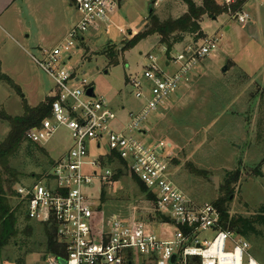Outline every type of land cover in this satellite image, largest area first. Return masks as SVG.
<instances>
[{
	"label": "rangeland",
	"instance_id": "rangeland-1",
	"mask_svg": "<svg viewBox=\"0 0 264 264\" xmlns=\"http://www.w3.org/2000/svg\"><path fill=\"white\" fill-rule=\"evenodd\" d=\"M152 1L120 0L121 9L113 25L105 32L100 27L87 35L66 62L69 71L79 79L78 84L94 87L96 98L105 101L117 114V127L127 124L130 111L138 113L145 106V101L135 97L136 91L129 82L131 78L142 79L145 69L152 65L150 56L157 58L156 64L166 73L173 74L179 65L164 68L165 63L195 44V37L187 36L182 44L166 52L158 37L152 36L120 55L119 64L111 66L107 54L120 52L123 40L143 31ZM194 1L198 5L203 3V0ZM220 2L227 6L228 13L217 20L206 18L201 24L206 36L217 35L220 39L218 49L200 59V64L189 74L190 80L140 127H146V142L167 149L172 181L191 200L215 206L220 198H228L231 217L251 218L264 215L261 212L264 178L255 175L258 168L264 173V0L239 1L238 9L232 7L238 0L231 4ZM154 11L166 20L183 16L187 6L181 0H157ZM239 13H248L250 22L239 23ZM66 19L72 27L80 20V15L72 8ZM60 30L41 28L31 21L23 28L20 25L0 27V144L11 131L6 117L22 116L25 102L34 108L56 94L54 80L33 57L41 58L36 40L42 42V48H53L66 37ZM25 34L30 38H24ZM225 67L228 70L223 73ZM135 134L139 136L138 132ZM72 146L69 131L62 128L41 147L55 161ZM39 152L35 150V157L30 158L26 148L22 149L13 162L21 174L14 186L16 193L20 186L29 187L50 179L53 167ZM110 166L113 176L119 170L122 175L114 176L107 184L96 183L88 191L98 213L100 229H107L116 217L136 218L152 227L163 222V214L156 210L154 201L148 200L147 193L142 192L129 170L119 162ZM236 173L238 179H230L229 175L235 177ZM230 180L233 181L231 195L227 196L224 189ZM11 205L13 209L23 207L17 226L19 231L30 224L35 227L31 242H41V229L36 225L40 222L26 218L24 201L16 194L11 197ZM257 229L261 234L249 241L253 255L264 264V227L257 226ZM213 238L209 233L202 236V240ZM24 239L21 233L16 242L4 250L0 264H19L20 258L25 260L24 264L46 263L43 249H33V253L26 254V247L21 244Z\"/></svg>",
	"mask_w": 264,
	"mask_h": 264
},
{
	"label": "built area",
	"instance_id": "built-area-1",
	"mask_svg": "<svg viewBox=\"0 0 264 264\" xmlns=\"http://www.w3.org/2000/svg\"><path fill=\"white\" fill-rule=\"evenodd\" d=\"M119 1L73 0L80 15L78 23L55 47L41 50L40 59L33 57L54 80L57 92L50 116L41 127L27 133V140L43 146L64 128L73 141V146L55 160L50 179L17 188L18 198L26 204V218L30 222L54 221L65 245V257L49 256L45 264H61L60 260L66 264H263L253 255L249 240L224 228L222 214L214 205L196 203L175 185L167 149L146 142V127H140L190 80L199 60L218 49L217 35L196 41L166 61L164 68L179 65L173 74L166 73L156 64L157 58L150 56L152 65L142 79L131 78L129 82L145 106L138 113L130 111L124 127H117L118 116L105 101L87 96L92 86L79 85V79L67 68L72 51L87 35L100 27L105 32L113 25L121 9ZM250 19L248 13L238 14L241 24ZM112 154L126 162L167 220L152 227L136 218L116 217L107 229H100L88 191L96 183L103 185L113 179L112 168L104 165ZM208 233L213 240H202Z\"/></svg>",
	"mask_w": 264,
	"mask_h": 264
},
{
	"label": "trees",
	"instance_id": "trees-1",
	"mask_svg": "<svg viewBox=\"0 0 264 264\" xmlns=\"http://www.w3.org/2000/svg\"><path fill=\"white\" fill-rule=\"evenodd\" d=\"M181 1L187 6V12L178 18L170 17L162 20L155 11L152 13L149 11V16L144 23L143 31L129 40H123L120 52L107 54L110 59V65L117 66L120 55L152 36H157L159 44L164 46L167 51H171L175 46L182 44L187 36L195 37V42L199 41L206 36L201 25L204 19L210 18L217 20L221 15L228 13L227 6L221 3L220 0H203L202 5H198L194 0ZM239 1L242 2L243 0H238L237 4H233V9H238L240 6ZM55 100L56 98L54 97H48L34 108L25 102L24 114L22 116L6 117L11 131L6 140L0 144V257L7 247L13 244V242H16L21 233L25 236L21 244L26 247V254L33 253V249H43L45 258L49 256L65 257L66 255L65 245L58 236L57 225L54 221L36 223L37 227L41 229L43 240L37 243L34 241L31 242L35 236V227L29 224L24 231H19L17 226L19 223V215H23V211H21L23 207L19 205L16 209H13L11 205V197H16L17 194L14 186L19 182L21 175L18 172V168L13 165V162L18 158L22 149L24 150L26 148V155L30 158H34V151L38 150L40 151L39 153L49 159L50 167H53L55 164V161L51 159L44 148L27 140V133L35 127H41L43 121L50 116L51 107ZM25 144H27L26 147H23ZM107 159L104 162V165L107 167L111 168L110 164L119 162L128 169L126 162L120 160L116 154L109 155ZM117 175H122V171L119 170ZM117 175L114 176L117 178ZM255 175L258 178H264L262 168H258ZM229 176L232 180L238 179L237 173L235 177L234 175ZM133 177L142 187V192L147 193L148 200L154 201V197L147 191L141 181L135 175ZM232 180L229 181V186L224 189V192H227V196L230 194ZM215 207L222 214L224 228L235 231L247 240H250L252 237L258 238L261 234L257 226L264 227V215H256L251 218L231 217L228 198H220L215 203ZM261 212L264 213V207L261 209ZM162 218L166 219L165 217ZM17 263L24 264L25 260L20 258Z\"/></svg>",
	"mask_w": 264,
	"mask_h": 264
},
{
	"label": "crops",
	"instance_id": "crops-1",
	"mask_svg": "<svg viewBox=\"0 0 264 264\" xmlns=\"http://www.w3.org/2000/svg\"><path fill=\"white\" fill-rule=\"evenodd\" d=\"M72 8H75L73 0H0V27L13 28L20 25L23 28L31 21L41 28L47 26L56 32L61 29L67 36L71 28L78 23L70 27L66 19ZM24 38L29 39L30 35L25 34ZM36 43L39 52L46 49L42 48V42L39 40H36Z\"/></svg>",
	"mask_w": 264,
	"mask_h": 264
},
{
	"label": "water",
	"instance_id": "water-1",
	"mask_svg": "<svg viewBox=\"0 0 264 264\" xmlns=\"http://www.w3.org/2000/svg\"><path fill=\"white\" fill-rule=\"evenodd\" d=\"M156 2H157V0H153V1H152V5L156 4ZM152 5H151L150 10H149L150 13H152V11H153V9H152ZM227 70H228V68L225 67V68L223 69V73H226ZM87 96L92 97V98L96 97V95H95V88H94V87H91V88L87 91ZM214 181H215V183L217 184V179H215ZM176 258H177L176 255L173 256L171 262H172V263H175ZM60 263H61V264H66V261H64V260H60Z\"/></svg>",
	"mask_w": 264,
	"mask_h": 264
}]
</instances>
